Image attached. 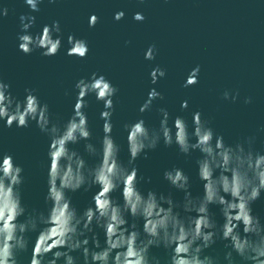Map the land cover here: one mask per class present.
I'll list each match as a JSON object with an SVG mask.
<instances>
[{
    "label": "water",
    "instance_id": "95a60500",
    "mask_svg": "<svg viewBox=\"0 0 264 264\" xmlns=\"http://www.w3.org/2000/svg\"><path fill=\"white\" fill-rule=\"evenodd\" d=\"M3 7L8 8V15L0 16V80L10 84L11 94L21 101L25 89H34L41 104L49 106L52 122L62 126L73 115L76 82L90 79L93 73L103 75L119 89L113 97L112 135L120 146L119 160L124 165H128L129 151L123 125L143 119L147 127L159 129L162 119L159 108L169 112L170 126L180 116L190 128L193 113L199 111L226 144L234 145L254 137L252 147L264 153V0H143V3L140 0H55L54 3L42 0L38 12H32L24 0H0V8ZM120 11L125 13L124 18L116 21L114 16ZM135 13H142L144 21L134 20ZM21 15L35 17L34 25L28 30L34 37L42 33L44 25L59 21L61 31L54 36H60L62 47L57 55L42 56V49L26 55L19 50L18 35L24 34ZM92 15L98 17V22L89 27ZM69 35L87 41L89 51L85 58L67 55ZM151 45H155V59L147 60L145 53ZM157 66L166 75L152 84L150 73ZM197 66L199 82L184 87L189 73ZM152 88L164 99L154 100L151 109L141 113L139 108ZM225 91L239 94L235 102L223 99ZM249 97L251 103L245 104ZM85 100L84 111L93 134L90 142L99 149L104 103L94 94ZM185 100L186 109L181 107ZM87 142L81 140L69 147L83 156L89 167H94L99 156L85 151ZM48 149L49 137L34 121H30L28 128H18L15 124L8 128L0 121V156L10 154L24 170L21 197L26 214L20 221L34 209L47 214L50 207L45 202ZM200 157L199 151L186 156L176 145L165 146L161 140L154 150H146V158L141 154L134 162L138 177H143L137 184L139 191L170 194L174 201L182 202L184 192L172 187L163 175L175 167L190 177L192 196H202L203 182L198 178L196 165ZM97 191L98 186L94 185L87 191L82 187L67 195L72 206L82 213L93 206ZM111 197L123 203L121 190L112 192ZM251 207L253 215L264 222V193ZM209 210L217 225H222L224 218L219 206L210 205ZM133 222L142 230V219L134 221L129 216V226ZM96 232L103 246L104 233L101 229ZM37 234L28 233L29 247L17 254L18 264H29ZM225 243L217 240L203 255L215 257L217 264H228L224 258L229 251ZM149 256L159 259L160 264H168L170 250L153 246ZM233 256L236 264H243L235 253Z\"/></svg>",
    "mask_w": 264,
    "mask_h": 264
},
{
    "label": "clouds",
    "instance_id": "9594fccd",
    "mask_svg": "<svg viewBox=\"0 0 264 264\" xmlns=\"http://www.w3.org/2000/svg\"><path fill=\"white\" fill-rule=\"evenodd\" d=\"M32 12H38L42 0H24ZM55 0H49L54 3ZM143 3V0H140ZM8 8H0V16L6 17ZM123 11L114 16L116 21L124 18ZM133 19L143 22L142 13H135ZM28 21L25 23V21ZM22 32L18 35L19 50L28 55L42 49V56L51 57L59 53L62 40L59 21L44 25L42 33L35 37L28 30L34 25L35 17L20 16ZM98 17L89 18V27H94ZM67 55L80 59L86 57L87 41L68 36ZM155 45L149 46L145 59H155ZM199 66L188 75L184 87L197 84ZM166 72L160 67L152 69L151 83L156 84ZM77 99L73 115L61 126L53 123L49 106L41 104L34 89H25L21 101L10 92V84L0 80V121L6 127L14 124L28 128L34 121L40 131L49 137L48 191L45 202L50 203L47 214L35 209L25 216L22 205L21 186L24 183L23 168L14 162L10 154L0 156V264H18L17 254L26 251L30 240L28 233L37 232L32 243L29 264H160L159 259L149 256L153 246L170 250L168 264H217L213 256L204 251L217 240L226 241L224 247L228 264H236L235 253L243 264H264V222L253 215L252 203L264 193V153L252 147L254 137H247L236 144H226L223 136L217 135L202 118L199 111L193 113L192 125L180 116L169 125V112L159 108L162 114L159 129L149 128L143 119L123 125L127 132L129 151L128 165L119 160L120 146L112 132L113 97L119 89L103 75L93 73L90 79L81 78L75 84ZM94 94L104 103L101 112L103 136L100 147L91 143L92 131L84 111L85 97ZM228 91L223 99H237ZM163 100L155 88L148 93V99L140 106L141 113L149 111L152 102ZM245 104L251 103L246 98ZM182 108L188 107L185 100ZM85 143V151L99 156V162L89 167L70 144ZM163 141L165 146L176 145L183 155L199 151L197 175L203 182V195L193 197L190 192V177L180 168L164 172V179L172 187L184 192L182 202H176L171 195L148 191L143 194L137 184L138 177L134 162L146 150H154ZM98 186L93 197V206L78 212L71 204L68 192H75ZM121 190L123 203L112 199L111 193ZM210 205L219 206L224 223L217 225L210 212ZM181 210L183 215L181 214ZM142 219V230L135 222L130 226L128 217ZM96 229L104 233V244L100 243ZM78 252L79 256L72 253Z\"/></svg>",
    "mask_w": 264,
    "mask_h": 264
}]
</instances>
